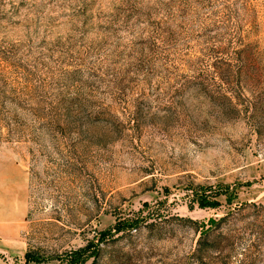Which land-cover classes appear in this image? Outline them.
I'll return each mask as SVG.
<instances>
[{"label": "rangeland", "instance_id": "rangeland-1", "mask_svg": "<svg viewBox=\"0 0 264 264\" xmlns=\"http://www.w3.org/2000/svg\"><path fill=\"white\" fill-rule=\"evenodd\" d=\"M85 249L264 264V0H0V264Z\"/></svg>", "mask_w": 264, "mask_h": 264}, {"label": "trees", "instance_id": "trees-1", "mask_svg": "<svg viewBox=\"0 0 264 264\" xmlns=\"http://www.w3.org/2000/svg\"><path fill=\"white\" fill-rule=\"evenodd\" d=\"M89 246V245H88ZM86 250H83V252H79V251H72L71 253H69V255L67 254L65 256V258L63 256H61L60 260H61V264H84L87 260L89 256H85L86 254ZM91 253H94V260L92 262V264H97L98 263V259L96 254V251H92ZM46 258L40 254H38L37 252L34 251H27L26 252V262L30 263V262H43L45 261Z\"/></svg>", "mask_w": 264, "mask_h": 264}]
</instances>
